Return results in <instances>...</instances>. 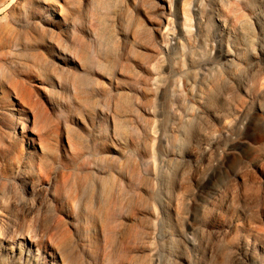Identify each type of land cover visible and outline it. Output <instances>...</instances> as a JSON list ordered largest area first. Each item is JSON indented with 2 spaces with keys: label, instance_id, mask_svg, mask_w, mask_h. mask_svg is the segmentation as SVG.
Masks as SVG:
<instances>
[{
  "label": "rangeland",
  "instance_id": "rangeland-1",
  "mask_svg": "<svg viewBox=\"0 0 264 264\" xmlns=\"http://www.w3.org/2000/svg\"><path fill=\"white\" fill-rule=\"evenodd\" d=\"M43 262L264 264V0H0V264Z\"/></svg>",
  "mask_w": 264,
  "mask_h": 264
},
{
  "label": "bare ground",
  "instance_id": "bare-ground-1",
  "mask_svg": "<svg viewBox=\"0 0 264 264\" xmlns=\"http://www.w3.org/2000/svg\"><path fill=\"white\" fill-rule=\"evenodd\" d=\"M17 132H18V131H17ZM28 247H29V250H31L32 246L28 244ZM27 249H28V248H27ZM29 250H28V252H29ZM26 255H28V256H27V257H28L27 261H30L29 253H28V254L26 253ZM42 264H47V263H46V262H43Z\"/></svg>",
  "mask_w": 264,
  "mask_h": 264
}]
</instances>
